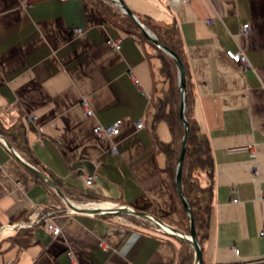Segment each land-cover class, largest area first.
<instances>
[{
    "label": "crops",
    "instance_id": "crops-1",
    "mask_svg": "<svg viewBox=\"0 0 264 264\" xmlns=\"http://www.w3.org/2000/svg\"><path fill=\"white\" fill-rule=\"evenodd\" d=\"M123 2L137 18L173 21L182 42L193 117L213 162L203 264H264V0ZM116 38L120 50L106 45ZM226 50L244 53L249 67L230 61ZM145 51L151 48L110 24L88 0H0V129L20 119L32 156L61 183L102 198L90 205L174 221L165 159L151 134L154 78ZM116 121V135H94L98 124ZM154 130L169 141L166 123ZM12 149L0 139V264L177 263V236L120 215L71 212L61 198L66 209L56 206L50 216L57 236L43 225L11 229L34 206L56 205ZM85 204L77 206L94 208ZM17 217L23 219L11 222ZM20 232L31 236L23 247L12 242Z\"/></svg>",
    "mask_w": 264,
    "mask_h": 264
},
{
    "label": "trees",
    "instance_id": "trees-1",
    "mask_svg": "<svg viewBox=\"0 0 264 264\" xmlns=\"http://www.w3.org/2000/svg\"><path fill=\"white\" fill-rule=\"evenodd\" d=\"M91 2L108 20L110 24L118 30L135 35L140 42L147 44L151 48V52L146 54L150 60H156V64L151 61L152 74L154 78L153 94L150 99L152 106V124L151 134L153 136L154 144L159 153L164 156L165 166L163 171L167 174L170 186L173 192L176 203V220H170L166 217H158L155 214H148L153 218L159 219L168 227L174 228L184 234L189 233V220L180 203L177 190L174 183L176 164L180 154V143L183 136V127L179 122V104L180 96L177 87V69L173 59L164 53L162 50L156 48L143 36L142 32L136 24L125 14H123L117 6L112 4L109 0H88ZM138 20L149 30L158 42L176 54L185 68V102H184V118L188 124V137L186 140L185 152L181 168V187L185 201L187 202L191 217L194 222V230L197 241L202 250L203 242L206 238L209 217L211 214V181L213 177V162L211 152L206 136L199 130L198 125L193 117V93L191 83L188 78L187 65L183 52L182 42L179 37L178 30L173 21L169 23L155 22L148 18H138ZM164 122L167 125L170 139L167 142H162L155 134V124ZM0 136L12 148L20 153L24 161L30 166L45 174L56 187L61 191L64 197L68 200L77 203L100 202L102 198L97 197L84 190H78L73 187L61 183L53 175L49 174L47 170L38 163L32 156L27 145L26 128L20 119L12 126L0 129ZM32 178L38 182L49 196L56 201L44 206L43 210L50 214L56 211V206L66 209V205L62 203L60 198L56 195L54 190L45 181L40 180L34 174ZM54 204V205H51ZM51 214V215H52ZM108 215H100L106 218ZM17 217L11 222L21 219ZM23 219V218H22ZM133 222L148 223L147 219L137 218L131 216L129 218ZM19 234V233H18ZM20 232L18 240L12 238L13 244L21 247L30 242V234L27 232ZM20 237V238H19ZM193 250L184 241L181 242L178 249L176 264H192Z\"/></svg>",
    "mask_w": 264,
    "mask_h": 264
},
{
    "label": "water",
    "instance_id": "water-1",
    "mask_svg": "<svg viewBox=\"0 0 264 264\" xmlns=\"http://www.w3.org/2000/svg\"><path fill=\"white\" fill-rule=\"evenodd\" d=\"M109 1L112 4H114L115 6L119 7L120 11L123 14H125L126 16H128L136 24V26L142 32V34L146 38V40H148L156 48L162 50L164 53H166L168 56H170L173 59L174 64L176 66V69H177V87H178L179 96H180L178 117H179V122L183 127V136H182L181 143H180L181 149H180V154H179L178 161L176 164L174 183H175V187L177 190V194H178L180 203L183 206L184 211L186 212V215H187L188 220H189V233L184 234V233H182V232H180L174 228L168 227L159 219H156V218H153V219L156 223L168 227L172 231L173 235L177 236L181 241L186 242L192 248V250H193V262H192V264H203L202 251H201L200 245H199L197 238H196V234H195V230H194V222H193V219L191 217L190 208H189L187 202L185 201V199L183 197L182 187H181V168H182V162H183V157H184V152H185L186 140L188 137V124L184 118V102H185V70H184V66L176 54L171 52L166 47L162 46L158 42V40L155 38V36L149 30H147L144 27V25L138 20L136 15L126 6V4L123 2V0H109ZM0 139H2L4 144L6 145V147L11 152H13L12 147L8 143H6V141L1 136H0ZM21 164L25 168H27L32 174H34L37 178L45 181L48 185H50L51 188L57 194V196H59V198H61L63 200V202H65V204L68 206V208L71 212L85 213V214H92V215H103V214L124 215L125 214V215H133V216L140 217L143 219H149L150 215H148L146 212L130 210L126 207H116V208H109L107 210H102L98 207L97 208L96 207L87 208V207H81V206H77L75 204H72L68 199H66L64 197V195L56 187V185L52 182V180H50L45 174H43L42 172H39L38 170H36L32 166H30L24 162H21Z\"/></svg>",
    "mask_w": 264,
    "mask_h": 264
},
{
    "label": "built area",
    "instance_id": "built-area-1",
    "mask_svg": "<svg viewBox=\"0 0 264 264\" xmlns=\"http://www.w3.org/2000/svg\"><path fill=\"white\" fill-rule=\"evenodd\" d=\"M62 1V0H61ZM181 3H188L190 0H174ZM249 30L248 24H243L241 27V32L243 34H247ZM82 33V30L76 29L74 30V34L78 37ZM106 45L110 47L113 50H120L121 48V41L119 38L116 39H107ZM225 56L232 61L235 64H238L244 68L249 67V62L246 57V55L242 52H234L232 50H226ZM135 81V80H134ZM82 108L84 110V113L87 117L92 116V112L90 111L88 104L86 101H82ZM32 118L28 117V120L30 121ZM136 129H142L143 128V122L141 120H138L135 124ZM94 135L99 139H106L110 136L116 135L118 133V121L112 123L108 126H103L101 124H98L93 128ZM115 152L116 150L113 149ZM250 153L252 154V149L250 148ZM96 178V176L90 175L86 177V180L92 181ZM232 203H237V199L234 198L231 201ZM88 207H93L90 204H85ZM132 210L131 208H128ZM51 214L49 212L43 211L39 206H34L33 211L28 215V218L23 221L16 224H13L10 226L13 230H21V229H32L37 225H43L44 228L52 235L57 236L60 233V229L55 225L53 220L51 219ZM153 226L154 230L161 233H169L172 234V231L164 226L156 223L153 219V217L149 216V219H147ZM262 235V234H261ZM68 257L72 260V254L70 252L67 253Z\"/></svg>",
    "mask_w": 264,
    "mask_h": 264
},
{
    "label": "rangeland",
    "instance_id": "rangeland-1",
    "mask_svg": "<svg viewBox=\"0 0 264 264\" xmlns=\"http://www.w3.org/2000/svg\"><path fill=\"white\" fill-rule=\"evenodd\" d=\"M118 9H119V7H118ZM120 10V9H119ZM102 202V201H101ZM74 204H76V205H84V203H77V202H74ZM86 204H89V203H86ZM116 207H118V206H115L114 208H116ZM104 215V214H103ZM120 216H123L125 219L127 218V219H129L131 216H133V215H120Z\"/></svg>",
    "mask_w": 264,
    "mask_h": 264
},
{
    "label": "bare ground",
    "instance_id": "bare-ground-1",
    "mask_svg": "<svg viewBox=\"0 0 264 264\" xmlns=\"http://www.w3.org/2000/svg\"><path fill=\"white\" fill-rule=\"evenodd\" d=\"M92 206V205H91ZM93 207H98V208H100V209H102V210H107V208L109 209V205L107 206H105V205H95V206H93Z\"/></svg>",
    "mask_w": 264,
    "mask_h": 264
}]
</instances>
